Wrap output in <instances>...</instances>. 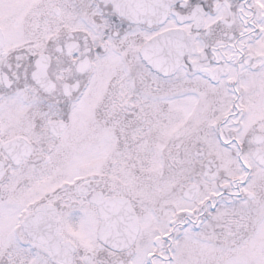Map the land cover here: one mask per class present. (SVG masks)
I'll list each match as a JSON object with an SVG mask.
<instances>
[{
    "label": "snow or ice",
    "instance_id": "6c2138e0",
    "mask_svg": "<svg viewBox=\"0 0 264 264\" xmlns=\"http://www.w3.org/2000/svg\"><path fill=\"white\" fill-rule=\"evenodd\" d=\"M0 264H264V0H0Z\"/></svg>",
    "mask_w": 264,
    "mask_h": 264
}]
</instances>
